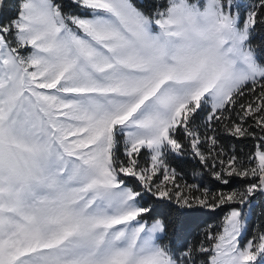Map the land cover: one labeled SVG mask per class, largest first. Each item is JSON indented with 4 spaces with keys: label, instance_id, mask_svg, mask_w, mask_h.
<instances>
[{
    "label": "snow or ice",
    "instance_id": "1",
    "mask_svg": "<svg viewBox=\"0 0 264 264\" xmlns=\"http://www.w3.org/2000/svg\"><path fill=\"white\" fill-rule=\"evenodd\" d=\"M258 28L264 0H0V264H264Z\"/></svg>",
    "mask_w": 264,
    "mask_h": 264
},
{
    "label": "trees",
    "instance_id": "2",
    "mask_svg": "<svg viewBox=\"0 0 264 264\" xmlns=\"http://www.w3.org/2000/svg\"><path fill=\"white\" fill-rule=\"evenodd\" d=\"M262 41H264V29H257V33H256V37H255V42L256 44H260ZM250 141H237V140H231V141H225V146L226 149L230 148V147H234L237 151H247L248 148L250 147ZM178 170H182L185 173H189L190 172V166H183L182 169H178ZM187 175H186V179H187ZM232 188H242L243 184L241 181H237L235 184L231 185ZM259 203V202H257ZM212 222H216L217 218L216 217H212L211 218ZM257 225H260V230H264V207H255L254 211L251 214V217L248 221V227H249V233L252 234L254 233L255 228L257 227ZM259 230V229H256ZM198 231V229H197Z\"/></svg>",
    "mask_w": 264,
    "mask_h": 264
},
{
    "label": "rangeland",
    "instance_id": "3",
    "mask_svg": "<svg viewBox=\"0 0 264 264\" xmlns=\"http://www.w3.org/2000/svg\"><path fill=\"white\" fill-rule=\"evenodd\" d=\"M241 2L244 3V4H250V3L253 2V0H241ZM259 227H260V225H257V227L255 228L254 232L260 231ZM256 229H259V230H256Z\"/></svg>",
    "mask_w": 264,
    "mask_h": 264
}]
</instances>
